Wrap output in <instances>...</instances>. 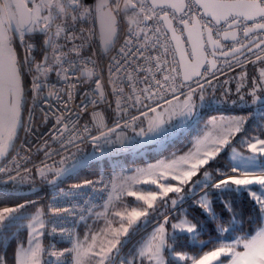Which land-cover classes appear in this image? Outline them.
Returning a JSON list of instances; mask_svg holds the SVG:
<instances>
[{"label":"snow or ice","instance_id":"6c2138e0","mask_svg":"<svg viewBox=\"0 0 264 264\" xmlns=\"http://www.w3.org/2000/svg\"><path fill=\"white\" fill-rule=\"evenodd\" d=\"M157 9H160L163 15ZM165 9L172 11H164ZM89 18L94 24L99 25L100 46L104 53L115 48L121 20H125L127 24L128 38L119 48L117 55L110 58L107 69L109 74L107 83L111 86L110 94L116 97L117 116L127 112V108L123 105H127L129 101L133 102L130 106H135L142 104L144 100L156 98L157 93L162 90L174 94L177 91L176 77L179 75L183 77L179 88L185 87L194 77L207 75L209 71L216 68L215 57L217 56H232L239 60L237 54L242 55V50L252 51V47L240 41L241 34L246 38L254 35L264 37V0H96L93 6H88L85 0H0V158L11 155V150L16 148L15 141L22 128L28 131L23 127L22 118L27 91L26 76L32 77L30 91L33 93L34 100L48 86L50 75L55 73L58 80L65 82L75 80L77 83L94 84L95 87L92 89L94 99L88 101L93 107L98 103L107 102L109 93L106 92L103 76L97 71L99 64L94 58L96 53L84 55L85 49L91 45L94 29L79 28L77 30V25L87 23ZM150 21L155 22L154 28L149 24ZM162 30L166 39L173 42L162 44L163 52L174 58L176 55L179 56V60L174 59V62L181 71H178L177 67H172L167 74L162 75V79H157L153 74V81L157 86L155 91L152 90V84H148L147 87L139 89L140 94H137L136 83L139 82L140 77L128 72L125 65L130 64L128 60L130 55L138 53L144 57V52L140 49L146 48V44L141 43L136 53L128 46L133 44L134 40L139 41L142 35L147 40L148 32L160 33ZM168 33H171L170 37ZM185 33H187L190 50L183 47L185 41L182 37ZM37 35L43 37V54L39 61L33 55L37 47L33 41ZM222 40L235 43L223 44ZM236 44H239V47H236ZM249 44H252L251 39ZM261 45H264V39H260V43L255 44V47L261 48ZM155 46V44L152 45L153 48ZM17 47L24 49L23 57L17 54ZM261 53H264V48H261ZM209 56L213 59L209 60ZM144 59L149 63L155 61L156 72H161L162 66L169 64V61L161 55L147 56ZM256 62L264 63V54H258L254 61H249L253 64ZM206 65L208 67H205ZM201 68H205V71L201 72ZM122 69L125 71V76L120 78L117 74ZM143 70L142 67H138L133 69V72ZM148 71L152 72L153 69L149 68ZM246 77V72H241V79ZM124 80H127V86L132 89L131 93L125 92ZM143 80L147 82V77ZM77 83L69 84L67 89H61L66 91L68 100L74 98L72 90L76 88ZM196 83L200 89L199 100L203 102L205 100L204 85L198 81ZM207 83L211 84V81ZM251 89L249 94L253 98L252 103L255 104L261 98L257 96V91L264 92V67L260 68L258 77L253 78ZM239 91L238 86L237 92ZM196 92L197 88L189 86V93L185 95L183 101H180L178 96H174L177 101L175 105L172 100H165V103L169 105L168 109H164V112L169 114L168 121L164 120V113H157L154 107H149V111L154 114L152 117H148L147 112H142L141 115L148 121V128L147 131L141 128L138 134L157 136L167 133L168 128L165 124H171L173 116L184 122L193 120L198 107L193 101ZM47 95L60 98L54 85ZM84 96L87 99L89 93H84ZM88 103L81 101L78 106L81 113H74L67 102H64V109L69 115L66 116L63 111L56 115L54 131L51 135L52 141L59 142L63 148L67 144L76 145L77 140L83 141L87 135L93 147L101 152L103 145L114 143L110 139V134L115 131V128L107 127L102 112L91 113V124L99 131V135H92L88 124H85L82 129L77 127L79 115L88 112ZM72 115L77 116L75 121L70 119ZM47 116L48 114L45 113V120ZM137 119L139 117H132L133 121ZM249 119L250 117L245 115L221 117L219 121L213 118L208 122L211 128L196 137L195 151L167 164L161 162L160 165L138 169L135 175L126 178L127 188L121 186L118 189L113 183L115 196L109 195L108 202L105 204L106 212L110 206H114L113 200H120L122 195L134 197L138 206L130 209L125 207L122 211L113 213L119 218V227L112 228L109 223L103 230L104 235L111 233V239H107L106 243L98 244V236L93 235L92 242L86 247L77 241L71 248L57 250L52 245L50 249H46L40 237L45 235L44 230L48 224L53 225L49 235L57 234L59 221L55 218L63 217L65 214L71 215L73 209L61 207L55 202L49 206L47 213L43 209H37L26 225L30 230L29 247L17 248L14 255L15 264H44L42 261L44 254L55 258L53 264H61V258L66 254L72 257V264H116L117 258L121 257V249L125 247L130 236V230L147 223L151 215L149 210L158 211V201L165 202L164 198L169 193H181L183 186L191 183L201 190L212 189L220 194L247 193L258 206L259 211L254 234L244 233L236 237L232 243H227L218 236L211 250L202 251V254L188 255L183 251H177L174 241H178L177 233L191 234L195 239L201 231L198 223L192 222L186 215L184 219L177 217L178 222L170 223L168 216L164 215L162 222H159L151 234L142 240L131 259L120 258L119 264H136L137 261L139 264H175V261H183L184 264H264V161L257 159L258 156L264 157V138L251 137L243 141L252 155H243L232 148L228 171H225L223 166L209 171V167L217 161L220 154L231 146L233 139L245 131V124ZM116 127H120L119 123ZM66 133L68 135L65 138ZM45 149H49L47 140L44 141L40 150ZM45 155L50 156V151H45ZM91 158L92 154L79 158H75L74 155L71 166L53 168L45 164L37 171L43 180L55 183L62 177L74 173ZM64 163L65 160L60 161L61 165ZM157 167L163 170L157 173L155 171ZM201 169H203L202 172ZM11 170L0 166V173L7 174ZM28 171L25 169V172ZM50 172L54 173L52 180L48 178ZM198 174L203 176V180L193 182L192 178ZM169 176L171 180L178 181L179 185L159 182L161 179L168 180ZM18 177L19 180H17ZM26 179L27 177L21 176L18 171L15 176H8V181L12 182L23 183ZM94 183L99 181L84 180L83 183L74 184L72 187L82 189ZM137 184L156 185L158 190H133ZM210 196L211 192L203 191L200 198L195 201V207L199 208L210 222L222 220L223 213L229 214V227L216 224V229L220 233L235 229L234 221L238 219V215L233 203L222 200L223 213L218 215L213 207V200L209 199ZM178 199L182 202L184 197ZM178 199L171 200L173 207L177 205ZM139 202L143 204L140 205ZM25 206V204H18L15 207L0 208V232L20 219L17 213ZM169 224L171 232L168 228ZM239 231L243 233L242 223ZM59 234H66V230L60 228ZM68 235L71 234L68 233ZM100 239L103 241V237ZM198 243L207 246L203 240H199ZM241 245L242 250H237ZM0 264H7L2 256H0Z\"/></svg>","mask_w":264,"mask_h":264},{"label":"built area","instance_id":"2783aa9c","mask_svg":"<svg viewBox=\"0 0 264 264\" xmlns=\"http://www.w3.org/2000/svg\"><path fill=\"white\" fill-rule=\"evenodd\" d=\"M85 3L88 6H93L95 4V0H85ZM31 7V4H29ZM158 12H163L160 9H157ZM164 11L171 12V9H165ZM202 12V10H200ZM150 25L155 27V22L150 21ZM177 27H182L180 25H176ZM77 28H85V29H94V35L91 38V46L95 50L96 44L99 42V30L98 24H94L92 19L89 18L87 23L78 24ZM77 29V30H78ZM168 37L170 34L168 33ZM128 38L127 33V24L125 20H121L119 38L116 41V46L110 52L104 55L103 59H99L97 56L94 58L97 60L99 64L98 72L103 76V82L105 84L106 92L109 93L107 95V102L98 103L93 107L92 104L88 103L89 100L94 99L92 95V89H94L95 85L88 83H77L75 80L65 82L63 80H58L55 73H52L49 77L48 86L43 89L40 96L37 99H33L30 104L28 119L26 123V127L28 131H25L23 138L20 143L16 146V148L11 152V155L7 158L6 162L3 164L4 167H8L12 169L7 174L3 173L0 176L1 181H8V176H15L18 171L21 176L29 175V177H34L37 180L39 187L42 191L37 199H43L47 201L48 207L53 203H57L61 207H69L73 209L71 215L65 214L63 217L55 218L59 221L57 225V234L49 235L51 232V228L53 225L48 224L47 232H46V240H45V248L50 249V246L54 245L57 250H63L64 248H71L74 243L77 242L75 238V233L77 231L78 225L84 220L92 211L101 206L108 198L110 190L114 181V170L108 169L100 174H97L91 178H87L84 180H92L94 182L99 181V183H94L92 186L84 187L82 189H75L72 186L74 184L83 183L84 180L65 184L63 182L58 183H48L43 180L38 175V168H42L45 164L51 167H61V166H71L73 163V158L82 157L87 154H91L92 152L97 153H115L121 151H127L132 147L131 136L134 131V127L136 125L137 120L133 121L132 117H140L142 112H147L149 107H158L165 103V100L174 99V96H185L189 93V86L195 88L197 86V81L200 84L205 83L210 76H202L201 78L187 83L185 87L179 88V83L182 82V75L176 77L177 91L173 94L171 92H164L163 90L157 93L156 98L151 100H144L142 104H136L135 106H130L133 102L129 101L127 105H123V107L127 108L126 113H120L119 116L116 114V97L111 95V86L108 85V65L110 62V58L112 56L117 55L119 48L123 45L124 41ZM186 39V38H185ZM240 41L244 43L245 38L241 34L239 37ZM187 41V40H186ZM36 44V50L33 52L36 60L39 61L41 58L38 57L37 51L39 50V41H33ZM141 43L146 44V48L140 49V51L144 52V57L147 56H156L161 55L164 56L169 61V64L166 66H162L161 72L155 71V61L149 63L141 57L138 53H136V49L139 48ZM173 43L170 40L166 39L164 35V30L160 33H155L154 31L148 32L147 40L144 39L143 35L139 41L133 42L128 47L133 49L135 55H130L128 60L130 64L125 65L127 71L133 73L140 77L138 83H136L137 94L139 93V89L145 88L148 84H152V90L155 91L156 85L153 81V74L157 79H162V75L167 74L168 71L172 67H177L178 71H181L175 60H179L176 55L175 58L172 55L164 54L162 44ZM235 43V42H233ZM155 44V48L152 45ZM232 44V43H226ZM239 45V44H236ZM91 46L89 48H91ZM189 48V45L187 43ZM172 49L170 48V52ZM85 56H89L91 54L86 53L84 51ZM255 56L252 54L251 56L242 59L240 62H237L235 65H240L251 57ZM142 67L144 70L140 72H133V69ZM152 68L153 71L149 72L148 69ZM172 75H176L172 73ZM118 77L123 78L125 76V71L122 69L120 73L117 74ZM147 77V82H144L143 78ZM77 83V86L73 91V99L68 100L66 91H61V89H67L69 84ZM127 80H124V87L126 93H131L132 89L127 86ZM55 86V90L59 92V97H49L47 95L48 91ZM89 93L87 99H85L84 93ZM163 97V98H160ZM81 101L88 103V112L82 113L79 115V124L78 128L82 129L85 124H88L92 135H99V131L91 124V113L93 111L102 112L104 114L105 122L108 128H115V131L110 134V139L114 141L111 145H103V151H98L93 147V144L90 141V138L86 135L83 141L77 140L76 145L67 144L65 147H61L59 142L52 141L51 135L54 131L53 125H55V117L60 114V112H64L66 116L69 115L67 110L64 109V102H67L68 107L74 113H81V109L78 107L81 104ZM111 105V106H109ZM147 105V106H145ZM45 113L48 114L47 120H45ZM71 120L75 121L77 116L72 115L70 117ZM119 123L120 127H116V124ZM107 129H105L106 131ZM67 133L65 134V138L67 137ZM47 140L49 143V149L40 150L41 146L44 144V141ZM25 142H27L25 144ZM45 151H50L51 155H45ZM23 157V158H21ZM66 158V159H65ZM61 160H65L64 165L60 164ZM15 161V163H13ZM18 165V167H16ZM25 169H28V172H25ZM19 180V177L17 178ZM67 194V195H66ZM83 217V219L81 218ZM63 228L66 230V234L60 235L59 229ZM70 233L71 235H68ZM54 257H51L47 254L43 255L44 264H53ZM72 257L66 254L65 257L61 258V264H71Z\"/></svg>","mask_w":264,"mask_h":264},{"label":"trees","instance_id":"16d2710c","mask_svg":"<svg viewBox=\"0 0 264 264\" xmlns=\"http://www.w3.org/2000/svg\"><path fill=\"white\" fill-rule=\"evenodd\" d=\"M34 40L39 41V50L37 51V53H38V57L41 58L43 54V37L37 35ZM17 51L19 56L21 57H23V55L25 54L23 48L17 47ZM85 51L86 53L91 55L95 52L96 56L99 59H103L104 57V54L100 50L99 42L96 44L95 50L91 46V48H86ZM250 60L254 61L255 57L249 59L248 61L240 65L227 68L217 75L211 76L210 79L207 80V81H211V84L207 83V81L203 83L204 95H205V100L203 102L199 100L200 89L196 86L195 88H197V92L195 94V99L199 102L202 109L204 110L203 113L199 116V120L196 123L193 122L192 125L187 126L186 130L182 132L184 133V136H181L182 135L181 133L175 138L168 140L166 142V145L160 151L154 152L152 150L151 151L149 150L148 152L150 153V158L155 159L162 155H168L174 152V150L178 152L184 150L185 148H187V146H189L188 139L190 137V133H192V129L196 126L202 128L203 124L205 123L204 121H206L208 118L212 116H218L220 114L222 115L236 114V115L249 116L250 119L245 124V131L239 134L238 136L246 135L249 138L264 137V92L257 91V96H260L261 98L255 104L252 103L253 98L249 94L252 90L251 85L253 78L258 77L259 70L261 67H264V63L256 62L255 64H253V63H249ZM241 65H243V67H241ZM241 72H246L247 74V77L243 80L241 79ZM31 79H32L31 75L25 77V88L27 91H26V100L23 109L24 128L26 127V123L28 119V113L30 108L29 106L31 104V101L33 100V93L30 91ZM238 86L240 87L239 92H237ZM241 96H243V100H241ZM138 121L139 120H137L136 124L139 123ZM24 133L25 131L22 128L19 133V137L15 142L16 146L20 143L21 139L24 136ZM238 140H239L238 137L235 138L231 146L228 148H231L235 145L241 146V143ZM149 145L150 144L148 145L146 144L143 147ZM228 148L219 156V158H217V161L214 162L219 166H223L225 171H228L227 166L231 162L228 156ZM94 153L96 152H92L91 154ZM128 156H129L128 154H125L120 156L119 158L125 159ZM7 158L4 159L3 163L0 166H3ZM111 159L112 158H107L101 161H92L86 167L79 169L74 174L68 176L63 181V183L65 184L75 183L87 178H91L97 174H100L101 172L108 170L109 168H113L110 163ZM144 160L145 157L138 156L136 160H133L132 162L137 163V162H142ZM28 176L29 175L27 174L24 175V177H27V179L23 183L12 182V181L0 182V208L15 207L18 204H22V200L24 199L29 200L26 203H23L26 206L20 210V212H22V216H18L22 219V223L16 221L13 223L11 227L5 228L2 230V232H0V256L6 259L7 264H15L14 255L18 246L21 243L24 244L28 239V228L26 227L27 225L26 222L30 219L31 215L39 207H42L46 213L49 208L47 201L43 199H35L36 198L35 196L40 195L42 191L39 187L37 180H35L34 177H28ZM48 178L49 180L53 179L54 173H50V176ZM196 198L198 197H194L193 199H190L186 202L183 201L184 205H182L180 209L177 210H175L172 205L163 207V203L161 201H158L157 204L158 211L149 210L152 212L147 223L139 226L134 230H130V236L128 240L129 239L131 240L136 236L137 237L132 241L131 244H129L128 246L125 245V247L122 248L123 251L121 250V257L117 258L116 264H119L120 258H125L124 255L127 253H130L127 259H131L132 254L138 249L134 247V243L145 238L150 230L155 228L159 222H162L164 215H167L169 220H174V221H177L176 219L177 217L181 219L183 216L186 215L189 220H192V222L194 223H198V227L201 229V231L199 232V235L195 239L191 234L177 233L178 241H174L176 250L183 251L188 255L202 254V251L211 250L215 246L218 236L224 239V236L226 235L235 234L241 236L244 233L254 234V226L257 225L259 211H258V206L250 199L247 193L241 192L237 194L233 192H225L223 194H220L216 191L211 192L213 207L215 208L218 215L223 213V205L221 203L222 200L231 201L238 215V219L234 221L236 226L235 229L226 233H220L216 229V224H223L224 227H229V223H228L229 214L223 213L222 220H218L216 222H210L208 217L202 214L199 208L195 207L194 200ZM179 202L180 201H178V203ZM139 204L142 205L143 202H139ZM128 206L129 209L131 207H136L138 206V202H135L134 199L130 198ZM144 207H146V205ZM117 219L119 220L118 217ZM241 223L243 226V233L239 231L241 227ZM151 224H153V226H151L149 229L145 231L144 228H146ZM87 230H89V228H87ZM97 230L101 231V228L98 227L96 229H93V232H96ZM140 232L142 233L139 234ZM91 235H92V231L91 233L89 231V233H84L83 237L84 238L87 237V240L90 241ZM45 240H46V233H45ZM199 240L205 241L207 246L205 247L204 245L198 243ZM127 243L128 241L126 242V244ZM237 249L242 250V245L238 246ZM136 264H139V261H137ZM175 264H184V262L175 261Z\"/></svg>","mask_w":264,"mask_h":264},{"label":"rangeland","instance_id":"374dc122","mask_svg":"<svg viewBox=\"0 0 264 264\" xmlns=\"http://www.w3.org/2000/svg\"><path fill=\"white\" fill-rule=\"evenodd\" d=\"M258 54H263V53H261V50H259V52H257L255 54V56L251 57V59L254 58V57H256V55H258ZM206 76H208V74ZM184 99H185V96H179V100L180 101H183ZM171 100L173 101V104L174 105L177 104V101L175 99H171ZM193 101H194V103H196L198 105V107L196 109V115L193 118V120L184 122V121H181L179 118L173 116V117H171V124H167V123L165 124V127L168 128L167 133H164L162 135H157V136H152L151 134H149L148 136L139 135L138 133H140L141 128H143L145 131H147L148 121H147V119L144 116H141L138 119L139 120L138 121L139 123H137L135 125V127H134V131H133V134L131 136V143L134 144L139 139H141L142 137H144V142L147 143V145L148 144H150V145L149 146H146V147H143V148H141V149H139L137 151H134V152L129 153L128 154L129 156L127 158H125V159H120L119 157H115V158L111 157L112 159H111V162L110 163H111V165H112L113 168H109V169H113L114 172H115L114 173L115 177H114L113 183H115L117 185V188L118 189H120L121 186H123V188H127L128 185L125 184L126 178L135 175L138 169H146L150 165H160L161 162H164L165 164H167V163L172 162L173 160H176L177 158H179L181 156L186 155L187 153H189L191 151H195L194 144H195L196 137L198 135H202V133L204 131H207V130H209V128H211V125L208 122L211 121L213 118H216V120L219 121V119L221 117L227 118V117H232V116H239V115H236V114H231V115H229V114H225V115L220 114L218 116H212V117L208 118L206 121H204L205 123L203 124L202 128H200L199 126H196V127H194L192 129V133H190V137L188 139V145L189 146H187V148H185L184 150H181L180 152L174 150V152H172V153H170L168 155H162V156H160L158 158H155V159L150 158V153L148 152L149 150L150 151L152 150L154 152L155 151H160L166 145V142L168 140H171V139L175 138L176 136H178L179 134H181L183 131H185L186 128H187V126L192 125L193 122L196 123L199 120V116L203 113L204 110L202 109V107L199 104V102L195 99V95L193 96ZM154 108H156L157 113H161V112L164 113L163 118H164L165 121H168L169 120V114H168V112H164V109H168L169 108V105L168 104L165 103L162 106L154 107ZM147 113H148V117H152L154 115L149 110L147 111ZM238 135L235 138L238 137V139H239L238 141L241 143V146L235 145V146H233L231 148H228V156H229V158H231V156H232V151H231L232 148H235L237 152L242 153L243 155H246V156L247 155H252V153H250L249 150L247 149L246 144L243 143V141L248 140L249 137L246 136V135H241V136H238ZM181 136H184V133H182ZM260 138H264V137H260ZM226 150H227V148L224 151H226ZM99 154L100 153H97L96 152V153L92 154V157L98 156ZM138 156L145 157V160L142 161V162L133 163L132 161L133 160H136V158ZM257 159L260 160V161H264V157H259L258 156ZM218 166L219 165H217L216 163L212 164L209 167V171H212L213 169H215ZM53 168H57V167H53ZM162 170L163 169L162 168H159V167H157L155 169V171L157 173H159ZM202 171H203V169H201V172ZM50 173H48V177L50 176ZM0 174L2 175V173H0ZM38 175H39V173H38ZM197 180H201L202 181L203 180V176L200 175V174H198L197 176H194L192 178V181L193 182H195ZM159 182L160 183H164V184H167V183L170 182L173 185H177V186L179 185V182L178 181L171 180L170 176H169V179L168 180L161 179ZM253 187H257V186H253ZM133 190H158V189L156 188V185H151V184H149V185L137 184V185L134 186ZM203 191L212 192V191H215V190H212V189L201 190L194 183H191L189 185H185V186H183V191L181 193H169L168 196L164 198V201L165 202H162L163 203V207L172 205L171 204V200L172 199H178L179 197H184V200H183L184 202H186V201H188L190 199H193L194 197H198V198H196L194 200V201H196L203 194ZM110 194L113 195V196H115V193L113 192V185H112V188L110 190L109 195ZM109 195H108V197H109ZM35 197H38V195H36ZM187 197H189V198H187ZM130 198L134 199V201L137 202L134 197H129L127 195H122L121 198H120V200H113V205L114 206H110L108 208L107 212H106V210H105V204L108 202V198H107V200L105 201V203H103L101 206H99L94 211H92L78 225L77 231L75 233L76 240L79 241V242H81V243H83L85 245V247L92 242L91 240L88 241L86 238L83 237L84 233H89V230H86L85 229V225L84 224L86 222H89V220H91V219L93 220L94 223L99 222L101 225L105 226L106 228H107V226H108L109 223H111V227L112 228H118V226H119V222L118 221L119 220L117 219L116 216H114L113 213L115 211H122L125 207H128L129 208L128 203H129V199ZM35 199H37V198H35ZM209 199H211V196L209 197ZM27 201H29V200L28 199L22 200V204L23 203H26ZM178 201H179V199H178ZM183 201L181 202V204L179 202L174 207V209L175 210L180 209V207L182 205H184V202ZM38 209H43V208L42 207H39ZM151 212L152 211H150V213ZM23 214H25V213H23ZM17 216H22V212L17 213ZM150 216L148 217V219L150 218ZM184 218H185V216H183L181 219H184ZM45 219L47 220L46 217H45ZM169 221H170V223H176V222H178V220L177 221L169 220ZM17 222H21L22 223V219L20 218L19 221H17ZM26 223L28 224L29 223V220ZM153 224L147 226L146 228H144V230L146 231L151 226H153ZM47 228H48V226H47ZM47 228L44 231H46ZM168 228H169V231L171 232L172 230L170 228V224H169ZM152 230H150L147 233L146 237L143 238V239H146L151 234ZM29 231L30 230L28 229V235H29ZM100 232L101 231H96V232H93L92 235H91V237L93 235H97L98 236V244L101 243V242H105L106 243V240L107 239H111V233L110 232H109L110 234H108V235H104L103 232L102 233H100ZM142 232H140L139 234H141ZM100 237H103V241L100 239ZM136 237H134L131 240L130 239L127 240L128 243L126 244V246H128L129 244H131L132 241ZM236 237H238V235H235V234L234 235H226V236H224V240L227 243H232ZM143 239L135 242L134 243V247L138 248ZM40 240H41V243L43 244V236L40 237ZM43 245L45 246V238H44V244ZM20 246H22V243L20 244ZM23 247L24 248H27V247H29V244L27 243V245L26 246L24 245ZM129 255H130V253H127V254L124 255V257L125 258H128ZM42 261H43V256H42Z\"/></svg>","mask_w":264,"mask_h":264},{"label":"water","instance_id":"95a60500","mask_svg":"<svg viewBox=\"0 0 264 264\" xmlns=\"http://www.w3.org/2000/svg\"><path fill=\"white\" fill-rule=\"evenodd\" d=\"M95 3H96V0H95ZM29 7H30V5H29ZM174 25H175V22H174ZM98 30H99V25H98ZM98 34H99V33H98ZM169 34H170V36H171V33H169ZM185 38H186V39H185ZM243 38H245L244 44L249 45V47H252V51L249 52V51H247V49L242 50V51H243V54H242V55L237 54V55L239 56V60L234 59L232 56H228V57L217 56V57H215V59L217 60L216 68H214V69H212L211 71H209V72H208L209 74L214 75V74H215L216 72H218L219 70H221V69H223V68H227L228 66H230V65H232V64H234V63H236V62H239V61H241L242 59H244V58H246V57H248V56H250V55H252V54H256L257 52H259V50H261V48H264V45H261V48H257V47H255V44L260 43V39H264V37H258V36H256V35H254V36H252V37H250V38H246V37L243 36ZM182 39L185 41V43L183 44V47H184L185 49L190 50V44L188 43V45H189V48H188V46H187V41H186V40H187V33H185V34L183 35ZM249 39L252 40V44H249ZM222 43H223V44H226V43H233V41H230V40H229V41H223V40H222ZM99 47H100L101 52H102L104 55L107 54V53H104V52H103V50H102V48H101V46H100V40H99ZM236 47H239V45H236ZM225 51H227V49H225ZM17 54H18V51H17ZM18 55H19V54H18ZM177 56H178V55H177ZM178 59H179V56H178ZM208 59L211 60V59H213V57L209 56ZM225 61H229L230 63H226ZM205 67H208V66L206 65ZM200 71H201V72H204V71H205V68H201ZM200 77H202V76L194 77L193 80L188 81L187 83H191V82H193V81L199 79ZM182 79H183V77H182ZM22 118H23V116H22ZM20 131H21V130H20ZM20 131H19V133H20ZM18 137H19V134H18ZM15 142H16V141H15ZM143 142H144V137H142L141 139H139V140L135 143V145H134L131 149L127 150V151H122V152H117V153H103V154H99L98 156L92 157V158H91V159H90L85 165H83V166L77 168V169L75 170V172H77L79 169H82V168L86 167V166H87L89 163H91L92 161H101V160H104V159H107V158H111V157H113V158H115V157H120V156H122V155L129 154V153H131V152L137 151V150H139V149H141V148L143 147V145H142ZM11 152H12V150H11ZM4 159H5V158H0V165L2 164V162L4 161ZM75 172H74V173H75ZM74 173H72V174H74ZM72 174H70V175H72ZM70 175H66V176L62 177L61 179L57 180L55 183L63 182V181H64L68 176H70ZM50 180H52V179H50Z\"/></svg>","mask_w":264,"mask_h":264},{"label":"crops","instance_id":"0c3cea01","mask_svg":"<svg viewBox=\"0 0 264 264\" xmlns=\"http://www.w3.org/2000/svg\"><path fill=\"white\" fill-rule=\"evenodd\" d=\"M234 66H235V65H234ZM234 66H233V67H234ZM98 227L101 228V232H100V233H102L103 230L106 229V227L103 226V225H101L99 222L94 223L92 219L89 220V222H86V223H85V229L87 230V228H89L90 233H91V231H92V233H93V229H96V228H98ZM102 229H103V230H102ZM97 231H99V230H97ZM45 232H46V231H45ZM108 234H110V233H107L106 235H108ZM44 238H45V235H43V244H44ZM28 240H29V235H28V239H27V241H26L24 244H22V246H24V245L26 246L27 243H28ZM19 247H20V245L18 246V248H19Z\"/></svg>","mask_w":264,"mask_h":264},{"label":"flooded vegetation","instance_id":"af4514ba","mask_svg":"<svg viewBox=\"0 0 264 264\" xmlns=\"http://www.w3.org/2000/svg\"><path fill=\"white\" fill-rule=\"evenodd\" d=\"M135 143H136V142H135ZM135 143L133 144V146L135 145ZM146 144H147V143L143 142V144H142V145L144 146V145H146Z\"/></svg>","mask_w":264,"mask_h":264},{"label":"bare ground","instance_id":"6f19581e","mask_svg":"<svg viewBox=\"0 0 264 264\" xmlns=\"http://www.w3.org/2000/svg\"><path fill=\"white\" fill-rule=\"evenodd\" d=\"M24 121H25V119H24Z\"/></svg>","mask_w":264,"mask_h":264}]
</instances>
